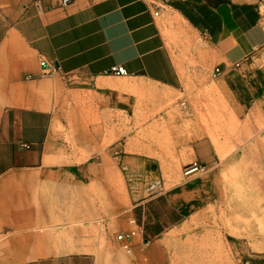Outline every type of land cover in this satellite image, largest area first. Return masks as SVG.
I'll return each mask as SVG.
<instances>
[{
  "label": "rangeland",
  "instance_id": "obj_1",
  "mask_svg": "<svg viewBox=\"0 0 264 264\" xmlns=\"http://www.w3.org/2000/svg\"><path fill=\"white\" fill-rule=\"evenodd\" d=\"M27 1H6L0 26H12ZM185 37L176 52L197 76L184 91L117 76L102 88L81 75H53L37 87L54 115L58 153L85 169L86 182L84 195L70 194L69 226L39 227V252L61 253V264L82 257L85 264H264V190L254 170L244 169V158L250 164L249 152L264 144V66L224 81L214 77L216 67L207 73L202 66L196 37ZM191 166L197 170L189 173ZM165 197L179 207L181 214L168 212L179 222L146 242L136 226L147 213L155 221ZM239 202L248 212L232 217L241 221L235 235L222 211ZM129 231L127 252L117 237ZM12 250L0 242V264H13L1 256ZM47 260L20 257L17 264Z\"/></svg>",
  "mask_w": 264,
  "mask_h": 264
},
{
  "label": "crops",
  "instance_id": "obj_2",
  "mask_svg": "<svg viewBox=\"0 0 264 264\" xmlns=\"http://www.w3.org/2000/svg\"><path fill=\"white\" fill-rule=\"evenodd\" d=\"M6 1L13 0H0V8ZM27 2L12 26H0V242L13 247L1 256L15 259L13 264L20 257L61 264V253L37 249L43 239L39 227L70 225V194L84 195L85 169L71 168L58 153L54 115L40 102L37 87L48 86L53 75H81L107 88L113 70L124 68V77L184 91L197 76V68L176 52L189 32L204 49L207 73L219 67L224 81L254 73L264 66V0H224L218 6L209 0ZM6 13L3 7L0 16ZM165 200L161 234L176 225L167 210L181 214L170 198Z\"/></svg>",
  "mask_w": 264,
  "mask_h": 264
},
{
  "label": "bare ground",
  "instance_id": "obj_3",
  "mask_svg": "<svg viewBox=\"0 0 264 264\" xmlns=\"http://www.w3.org/2000/svg\"><path fill=\"white\" fill-rule=\"evenodd\" d=\"M175 17V16H174ZM176 18V17H175ZM173 19V18H172ZM171 19V20H172ZM179 19V18H178ZM175 21V19H174ZM177 21V19H176ZM173 22V20H172ZM178 23V22H177ZM180 26V24H179ZM259 110V109H257ZM257 116V115H256ZM249 120H250V117H248ZM248 121V119L246 120ZM251 122V121H250ZM247 123V122H246ZM248 125V124H247ZM246 125V126H247ZM250 127V126H249ZM250 129V128H249ZM252 129V128H251ZM262 129V128H261ZM256 131V130H255ZM253 133H251V136L254 135V130L252 131ZM257 133V132H256ZM250 134V132H249ZM243 137V136H242ZM246 137V136H244ZM249 137V136H248ZM250 138V137H249ZM248 138V139H249ZM261 138V137H260ZM247 139V138H246ZM262 139V138H261ZM260 139V140H261ZM243 140V138L241 139ZM264 141V140H263ZM261 140V142H263ZM245 142V141H244ZM217 147V146H216ZM252 147V146H251ZM256 147V146H255ZM249 155L251 156L252 158V161H250V164L248 162V157H245L244 158V162H245V166H244V169L245 171L248 173L250 170H254L255 172V176H254V179H255V182H256V187H259L260 189L264 190V144L261 148V152H257L254 154V153H251L249 152ZM248 162V163H247ZM247 163V164H246ZM229 174L231 173L230 171H228ZM226 173V172H225ZM232 175V173H231ZM230 179V178H229ZM232 180V178L230 179ZM236 180V179H234ZM233 180V181H234ZM235 182V181H234ZM233 182V183H234ZM242 191V190H241ZM247 211L246 209V205L244 203H238V204H235V205H228L226 207V210L225 211H222V217H225L227 218L228 220V223H227V226H228V229L230 230V233L231 234H234L237 235L238 234V230H239V226L241 225V221H235L232 219V217L234 216V214H240V212L242 214H245V212ZM248 212V211H247ZM230 217V219H229ZM214 231V230H213Z\"/></svg>",
  "mask_w": 264,
  "mask_h": 264
},
{
  "label": "trees",
  "instance_id": "obj_4",
  "mask_svg": "<svg viewBox=\"0 0 264 264\" xmlns=\"http://www.w3.org/2000/svg\"><path fill=\"white\" fill-rule=\"evenodd\" d=\"M224 0H209V2L213 5V6H218L219 4H221ZM175 8L179 9L181 12H183V14L190 20V17L188 16V14L180 9V7L178 5H175ZM192 22V20H191ZM194 24V23H193ZM160 199V198H159ZM158 199V200H159ZM162 199V198H161ZM166 205V204H165ZM175 212L173 210H167L166 214L168 216V212ZM150 217V214L147 213V221L142 223L141 226H142V230H143V233H144V239L146 242H148L149 240L151 239H154L158 236H160L161 232H163V229H161L159 227V224L158 222L160 221L159 219L161 218V214L160 215H157V219L155 221H153L152 223L149 222V218ZM169 218H171V220L173 222H175L176 224L179 222V217L174 219L170 216H168Z\"/></svg>",
  "mask_w": 264,
  "mask_h": 264
},
{
  "label": "built area",
  "instance_id": "obj_5",
  "mask_svg": "<svg viewBox=\"0 0 264 264\" xmlns=\"http://www.w3.org/2000/svg\"><path fill=\"white\" fill-rule=\"evenodd\" d=\"M41 65H42V67L47 66L44 61L41 62ZM220 73H221V70H220L219 67H217L215 69L213 75H214V77H216V76L220 75ZM112 74L115 75V76H119V77L127 76V72H126V70L124 68H116V69L113 70ZM189 168H190L189 173L194 172L195 170H197V168L193 167V166H191ZM134 236H135V231L124 232V233H121L120 235H118L117 240L122 243L124 249L127 252H130L131 251L130 242L132 241Z\"/></svg>",
  "mask_w": 264,
  "mask_h": 264
}]
</instances>
